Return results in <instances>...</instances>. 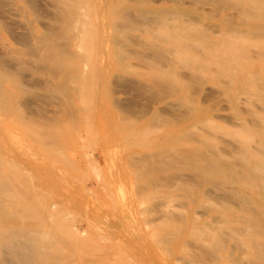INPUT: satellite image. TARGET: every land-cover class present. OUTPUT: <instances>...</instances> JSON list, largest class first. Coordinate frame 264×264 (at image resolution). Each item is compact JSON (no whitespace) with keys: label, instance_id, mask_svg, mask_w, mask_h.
Wrapping results in <instances>:
<instances>
[{"label":"rangeland","instance_id":"obj_1","mask_svg":"<svg viewBox=\"0 0 264 264\" xmlns=\"http://www.w3.org/2000/svg\"><path fill=\"white\" fill-rule=\"evenodd\" d=\"M65 1L73 2L76 5L73 9L76 13L79 11L78 15H73L76 23L71 22L73 16H69L70 26L67 21L63 22L67 10L62 0L61 5L59 0H0V57L4 59L0 60L3 64L0 63V70L8 71L2 72L5 80L0 79L3 86L0 88L7 94L6 106L2 105L9 110L0 106L3 109H0V175L7 183L5 195L0 197L4 206V210H0V233L8 236L17 229L35 234L48 231L50 236L47 238L37 235L38 239L49 243L44 245L47 256L38 264H264V258L255 252V243L264 244V197L255 183L241 174L246 165L245 154L250 162L254 154L263 151L260 139H264V28L254 29L253 24L257 22L244 20L241 14L234 13V9H221L215 14L210 4L200 6L190 0H182L181 4L173 0ZM84 1H90V4ZM110 7L112 11H109ZM124 9L134 10L132 13L135 16L138 13L137 17L139 12L147 9L178 10L180 13L198 9L200 23L189 19L188 15L182 20L179 14L171 13L175 19L161 14L162 22H158L164 23L167 18V24H177V32L171 30L174 28L171 24V32L167 33L168 29L161 23V27L155 22V26L149 28L137 18V24H143L147 30L133 28L130 31L123 25L127 22L120 24L124 19H118ZM111 12L120 17L111 20ZM229 12L234 13L233 17L236 14L234 24L230 26L231 34L225 33L229 26L222 18ZM79 18H83L82 21L79 22ZM187 20L191 24L194 22L193 25L195 22L200 24L194 25L198 28H192L198 33L204 25L209 29L210 24H217L220 31L216 27L209 32L206 30L209 35L212 33L211 37L205 33L209 39L216 40L212 43L215 45H206L204 33L202 38L198 33L195 39L187 38L186 31L190 32L193 26L187 25ZM181 21L190 28L186 30ZM258 23L264 25L262 20ZM64 24L66 28H63ZM88 24L92 28L87 27ZM239 24L243 31L241 36ZM152 27L156 32L160 27L158 35ZM118 28L121 32L117 33ZM163 28L167 30L163 31ZM83 29L86 34L82 33ZM86 29H91L92 36ZM251 31H257L254 34L257 37L251 36ZM172 32L177 35L184 32L183 38L174 42L175 35L176 39L169 42L170 37H174V34L168 35ZM181 41L187 44V50L182 49L184 46L179 48L183 45ZM146 43L151 45L150 48H144ZM46 49L52 53L49 55ZM60 51H67V56ZM243 52H247L246 56ZM51 54L54 56L50 58ZM204 55L208 57L203 58L205 61L213 56L216 63L210 59L212 65L209 60L205 65L202 63ZM224 56H232L237 62L233 58L236 63L232 64L231 60V64L225 60L223 63ZM163 58L171 59L172 63ZM163 60L169 64L166 66ZM14 71H18L15 76L23 73L19 74L23 81L19 75L12 77L13 73L10 77L8 73ZM225 71L233 74L227 75ZM51 73L56 77L53 78ZM68 73L72 78L67 77ZM63 76L62 81L69 79L63 82L69 87L61 83ZM10 79L18 81L11 84ZM255 82H259V86ZM66 88L70 94L63 93ZM56 102L58 105L64 103L57 108ZM10 105L14 113L8 108ZM63 105L70 109L67 114L73 116L63 112L66 111ZM18 107L24 110L22 117L18 115L21 113ZM42 117L46 119L43 123ZM202 150L205 152L200 155ZM194 154L198 160L199 156H204L201 161L231 164V169H221L214 175L199 173L191 166ZM146 159L152 160L153 164ZM163 159L165 164L157 163ZM170 163L176 167L172 168ZM152 165L154 169H151ZM163 166L165 169L162 170ZM137 170L140 174L146 171L145 176L140 177ZM159 179L164 184L167 182L166 185ZM147 180L149 183H145ZM228 233H232L234 239L227 237ZM209 248L214 249V256L206 252Z\"/></svg>","mask_w":264,"mask_h":264},{"label":"bare ground","instance_id":"obj_2","mask_svg":"<svg viewBox=\"0 0 264 264\" xmlns=\"http://www.w3.org/2000/svg\"><path fill=\"white\" fill-rule=\"evenodd\" d=\"M69 1V0H68ZM76 1V0H75ZM91 1V0H90ZM90 1H89V3L87 2V1H84L85 3L87 2L88 4H90ZM132 1H134V0H132ZM149 1V0H148ZM153 1V0H152ZM163 1V0H162ZM167 1V0H166ZM169 1V0H168ZM171 1V0H170ZM174 2H177V4H181V3H179V2H182L183 3V1L182 0H173ZM190 1H192L193 2V4L194 3H196V4H201L200 6H204L205 4H210L211 5V11L213 10V13L215 12V14H216V12H221V9H225V10H227V9H234V13H237V14H241V16L243 17V19L244 20H254L255 22H257V23H254L253 24V28L254 29H262V28H264V25H261V24H259L258 22L259 21H264V0H190ZM1 2H3V1H1ZM62 2L63 3H66V1L64 0H62ZM70 2V1H69ZM69 2H67L66 4H64L65 6L64 7H66L65 9L67 10V14L65 13L66 11H64V20H65V17H66V20L65 21H63V22H66L67 21V23L70 21V17L69 16H73V15H75L76 16V14L78 15V12L79 11H77V13H76V9L74 10L73 8V6H76L75 4L73 5V2H70V4H69ZM156 2V1H155ZM154 2V3H155ZM187 2V1H186ZM26 3V2H25ZM59 3H60V0H59ZM59 3H58V5H59ZM63 3H62V5H63ZM72 3V4H71ZM75 3V2H74ZM95 3V2H94ZM102 3V2H101ZM127 3V2H126ZM191 3V2H190ZM189 3V4H190ZM7 4V3H6ZM38 4V3H37ZM41 4V3H40ZM158 4V3H157ZM192 4V5H193ZM2 5V4H1ZM55 5H56V2H55ZM60 5H61V3H60ZM6 6H8V5H6ZM79 6V5H78ZM111 7H112V5H110ZM110 7V8H111ZM79 8V7H78ZM113 9H114V7H112ZM111 8V10H109V11H112L113 9ZM61 9H62V12H63V6L61 7ZM81 9V8H80ZM118 9H120V8H118ZM113 11H115V9L113 10ZM132 11L134 12V10H132L131 9V11H130V9L129 10H127V9H124L123 11H121L122 13H121V18H118V17H120L119 15H116V16H114V13H112L111 14V20H113V17H116V18H118V19H121L120 21H122L123 19V21L120 23V24H122V23H125L124 21H126L127 22V24H126V26H125V24H123L124 25V27H126V28H129V30L130 31H132L133 30V28H134V30H135V28L136 29H138V30H140L141 31V29L142 28H145V26L147 27H151V26H153L154 25V23L156 22V24H157V22L159 21V20H161L162 19V17H160L161 16V14L163 15H165V14H168V15H170V16H166L168 19H175L176 17H172L171 16V13H175V14H179L180 16H181V19L182 18H187V15H188V17H189V19H191V20H193V21H197L198 23H200L199 21H198V19H199V17L197 16L198 14V9L197 10H194V11H190V12H187V13H180V12H178V10H167V9H157V10H155V9H147V10H144V11H142V12H139L140 13V18L139 17H137L139 14L138 13H136L137 15L135 16V13H132ZM138 11H140V10H138ZM10 12V11H9ZM8 12V13H9ZM12 12V11H11ZM59 12H61V10H59ZM206 12H208V11H206ZM2 13V12H1ZM7 13V14H8ZM58 13V12H57ZM85 13V12H84ZM86 13H87V10H86ZM117 13V12H116ZM170 13V14H169ZM212 13V14H213ZM234 13H226V14H224V16L222 17L223 18V20L226 22V26H229V29L227 30L226 29V31H225V33H227V31H229L228 33H230L231 32V29H230V26H232L233 24H234V19H235V17H236V14H235V16L233 17V14ZM4 14V13H3ZM18 14V13H17ZM61 14V13H60ZM59 14V15H60ZM63 14V13H62ZM120 14V13H119ZM195 14V15H194ZM210 14V13H209ZM215 14L213 15V16H215ZM113 15V16H112ZM173 15V14H172ZM218 15V14H217ZM216 15V16H217ZM14 16H16V15H14ZM13 16V17H14ZM174 16V15H173ZM197 16V17H196ZM211 16V15H210ZM240 16V19H242V17ZM1 17H3V16H1ZM17 17V16H16ZM58 17H60L61 19H62V17H63V15H62V17L61 16H58ZM78 17H80V15L78 16ZM86 17V16H85ZM124 17V18H123ZM164 17V16H163ZM171 17V18H170ZM81 18V17H80ZM79 18V22H80V20L82 21V19H80ZM135 18H137L138 19V21H142V23H144V24H149L150 25V23L151 22H153V24H151L150 26L149 25H143L142 24V26L141 25H138L137 24V19H135ZM161 18V19H160ZM166 18V21H164V23H161L162 22V20H161V24L158 22V24L157 25H161L162 27L163 26H165L167 29H168V32L167 33H170L171 32V30L172 31H176L177 30V28L175 29V27H176V23L174 22H172L173 24H176V25H174V26H172V24L171 23H169V24H171L170 26H172V28L173 29H171L170 30V32H169V24H167L169 21H167L168 19ZM185 18V19H186ZM57 19V18H56ZM69 19V20H68ZM76 18L73 16V20L71 19V22L73 21V23L75 22L74 20H75ZM97 20H98V17L96 18ZM117 19V20H118ZM140 19V20H139ZM242 19V20H243ZM3 20V19H2ZM58 20V19H57ZM115 20V19H114ZM117 20H116V22H117ZM183 20V19H182ZM222 20V21H223ZM244 20H243V22H244ZM77 21H78V19H77ZM104 21V20H103ZM119 21V20H118ZM185 21V20H184ZM188 21V23H187V25H189L190 24V26H192L193 25V23L191 24V21H189V20H187ZM223 21V22H224ZM1 22V21H0ZM5 22V20L3 21V23ZM10 22V21H9ZM60 22V21H59ZM62 22V23H63ZM70 22V23H71ZM116 22L114 21V23H115V25H116ZM167 22V23H166ZM171 22V21H170ZM182 22V25H185V23H183V21H181ZM186 22V21H185ZM190 22V23H189ZM197 22H195L196 24H197ZM67 23H65V24H67ZM76 23V22H75ZM82 23V22H81ZM85 23H87V22H85ZM88 23H91V22H88ZM93 23V22H92ZM92 23H91V25H92ZM113 23V24H114ZM165 23H166V25H165ZM205 23V22H204ZM58 24V23H57ZM64 24V25H65ZM112 24V25H113ZM137 24V25H136ZM196 24H194V25H196ZM205 24H208V23H205ZM240 24H241V22H240ZM240 24L238 25V27L240 26ZM67 25H69V23L67 24ZM67 25H65V27L63 26V28H66V26ZM76 25V24H75ZM86 25V24H85ZM89 25V24H88ZM91 25H89V26H87V27H90ZM119 25V22H117V26ZM129 25V26H128ZM157 25H156V27H157ZM168 25V26H167ZM187 25H185L184 27H186ZM194 25L191 27V29L194 27ZM198 25V24H197ZM200 25V24H199ZM198 25V26H199ZM202 25V24H201ZM204 25V24H203ZM252 25V24H251ZM3 26V25H2ZM8 26V25H7ZM58 26V25H57ZM70 26V25H69ZM117 26H116V28H117ZM122 25H120V27H121ZM138 26V27H137ZM140 26H141V28H140ZM144 26V27H143ZM155 26V25H154ZM160 26V27H161ZM198 26H195L194 28H198ZM208 26V25H207ZM219 26V25H218ZM225 26V27H226ZM76 27V26H75ZM95 27V26H94ZM93 27V28H94ZM123 27V28H124ZM160 27H158L159 28V30H160ZM178 27V26H177ZM183 27V28H184ZM216 27V28H215ZM233 27H235V26H233ZM4 28H6V27H4ZM8 28H9V26H8ZM24 28H25V26H24ZM74 28V27H73ZM84 28V27H83ZM86 28V27H85ZM90 28H92V26L90 27ZM99 28V27H98ZM125 28V29H126ZM140 28V29H139ZM153 28V27H152ZM179 28V27H178ZM182 28V29H183ZM187 28V29H186ZM186 28H184V29H186V30H188V28H190L189 26L188 27H186ZM204 28H205V25H204V27H203V30H204ZM208 28L209 29H207V27L205 28V32L203 31V30H200L199 31V33L195 30V29H192V30H190V32L189 31H186V35L187 36H189V37H187V38H194L195 39V36H196V33H198L199 35H200V38H202L201 36H203V33H204V36H203V38H204V41H206V42H208V43H206V45L208 44V46H210L212 43H213V41L214 40H211V38L209 39V37H208V32H209V30H214V28L215 29H217L218 28V31H220V27H217V24H213V25H209L208 26ZM76 29V28H75ZM104 29V28H103ZM113 29H114V27H113ZM121 29H122V27H121ZM132 29V30H131ZM146 29V28H145ZM167 29H165V28H163L162 30L164 31V30H167ZM5 30V29H4ZM54 30H55V28H54ZM88 32H90L91 31V29H86ZM96 30V29H95ZM119 30V28L117 29V33L118 32H121V31H118ZM128 30V29H127ZM147 30V29H146ZM148 30H150V29H148ZM153 30H155L154 28H153ZM159 30H157V32H159ZM162 30H161V33H162ZM198 30V29H197ZM206 30L208 31V32H206ZM236 29L235 28H232V31H235ZM73 31H74V29H73ZM92 31H94V30H92ZM105 31V30H104ZM113 31H116V30H113ZM126 31V30H125ZM143 31V30H142ZM178 31V30H177ZM176 31V32H177ZM182 31H184L185 32V30H182ZM202 31V32H201ZM216 31V30H215ZM237 31V30H236ZM238 31L240 32L239 34H240V36L243 34V33H241V32H243L242 31V29L239 27V29H238ZM255 31V30H254ZM254 31H251L252 32V34H250L251 36L253 35V37L255 38V37H257V36H254V34L255 33H257V31L256 32H254ZM260 31V30H259ZM80 32V31H79ZM94 32H96V31H94ZM148 32H150L151 34H152V31H148ZM154 32H156V30L154 31ZM157 32H156V34H157ZM176 32L174 33V32H172L171 34H168V35H170V36H172L173 34H174V37L172 38V37H170V41L169 42H171V40H173V39H176V36H177V39L176 40H173L174 42L176 41H178L179 39H180V37H182L183 38V34L182 33H184V32H180L178 35H180V36H178L177 34H176ZM191 34V37H190V34ZM212 32V31H211ZM250 32V33H251ZM78 33V32H77ZM83 34H86V33H84V29H83V32H82ZM91 33V32H90ZM160 33V34H161ZM166 33V32H165ZM192 33H195V35L194 34H192ZM202 35H201V34ZM205 33L206 34H208V35H205ZM26 34V33H25ZM53 34V33H52ZM66 34V33H65ZM68 34H70V33H68ZM72 34V33H71ZM87 34H89V33H87ZM96 34H98V33H96ZM95 33L93 34V35H96ZM122 35H123V33H121ZM129 34V33H128ZM132 34V33H131ZM182 34V35H181ZM211 34L212 33H210V37H211ZM214 34H216V33H214ZM231 34V33H230ZM259 34V33H258ZM257 34V35H258ZM58 35V34H57ZM158 35V34H157ZM176 35V36H175ZM193 35V36H192ZM217 35H218V33H217ZM247 35V34H246ZM248 35H249V33H248ZM259 35H261V34H259ZM258 35V36H259ZM10 36V35H9ZM55 36V35H54ZM91 36H92V33H91ZM198 36V35H197ZM205 36H207V37H205ZM81 37V36H80ZM98 37V36H97ZM122 37V36H121ZM120 37V38H121ZM164 37V36H163ZM199 37V36H198ZM234 37V36H233ZM247 37V36H246ZM253 37H251L252 39H253ZM259 37H263V35L262 36H259ZM44 38V37H43ZM71 38V37H70ZM83 38V37H82ZM89 38V37H88ZM92 38V37H91ZM151 38V37H150ZM161 38H162V36H161ZM199 38V39H200ZM205 38H207L206 40H205ZM46 39V38H45ZM48 39V38H47ZM46 39V40H47ZM68 39V38H67ZM93 39V38H92ZM95 39V38H94ZM124 39V38H123ZM127 39H128V37H127ZM163 39V38H162ZM197 39V38H196ZM216 39V38H215ZM264 39V38H263ZM263 39H261L260 40V43L262 42V40ZM45 40V41H46ZM49 40V39H48ZM120 40V39H119ZM135 40V39H134ZM152 40H153V38H152ZM190 40H192V39H190ZM189 40V41H190ZM211 40V41H210ZM219 40V39H218ZM225 40V39H224ZM238 40V39H237ZM255 40V39H254ZM43 41V40H42ZM41 41V42H42ZM137 41V40H136ZM167 41V40H166ZM172 41V42H173ZM203 41V42H204ZM216 41V40H215ZM214 41V42H215ZM244 41L245 40H243V44H244ZM247 41H248V39H247ZM251 41V40H250ZM49 42V41H48ZM117 42V41H116ZM128 42V41H127ZM157 42V41H156ZM163 42H165L164 40H163ZM182 42V41H181ZM180 42V43H181ZM222 42V40L220 41V43ZM59 43L60 42H58V45H59ZM64 43V42H63ZM63 43H62V45H63ZM166 43V42H165ZM199 43H200V40H199ZM201 43H202V41H201ZM204 43V44H205ZM216 43V42H215ZM20 44V43H19ZM65 44V43H64ZM77 44H79V43H77ZM85 44V43H84ZM83 44V45H84ZM88 44V43H87ZM86 44V45H87ZM130 44V43H129ZM143 43H141V45H142ZM167 44H168V41H167ZM176 44H178L179 45V42L178 43H176ZM182 44L183 45H181L180 44V49H181V47L182 46H184V47H182V49H184V50H187L186 48L188 47H186V45H185V43H183L182 42ZM219 44V43H218ZM218 44H217V46H218ZM26 45H27V43H26ZM45 45H46V43H45ZM61 45V47H63ZM80 45H82V43L80 44ZM80 45H78V46H80ZM115 45V44H114ZM125 45V44H124ZM123 45V46H124ZM139 45V44H138ZM141 45H139V46H141ZM146 45H147V43H146ZM145 45V47L144 48H146V47H149V46H151V45H147L146 46ZM159 46L161 45V44H158ZM191 45V44H190ZM189 45V46H190ZM195 45V44H194ZM194 45H191V47H193ZM213 45V44H212ZM215 45V44H214ZM213 45V46H214ZM221 44H219V46H220ZM244 45H246V44H244ZM249 45V44H248ZM247 45V46H248ZM24 46V45H23ZM47 46V45H46ZM91 46V45H90ZM126 46V45H125ZM128 46V45H127ZM126 46V47H127ZM143 46H144V44H143ZM169 46V45H168ZM171 47L172 46H174V45H170ZM196 46V45H195ZM204 46V45H203ZM240 46V45H239ZM252 46V45H251ZM30 47H32V46H30ZM56 47V46H55ZM60 47V46H59ZM80 47H82V46H80ZM118 47V46H117ZM121 47V46H120ZM137 47V46H136ZM186 47V48H185ZM198 47H200V45L198 46ZM206 47V46H205ZM259 47V46H258ZM50 48V47H49ZM58 48V47H57ZM64 48V47H63ZM77 48V47H76ZM89 48V47H88ZM92 48H94V47H91V49ZM150 48V47H149ZM159 48V47H158ZM163 48V47H162ZM174 48V47H173ZM178 48V49H179ZM195 48V47H194ZM202 48V47H201ZM213 48H215V47H213ZM213 48H212V50H213ZM243 48V47H242ZM246 48H248V47H245L244 48V50H247ZM27 49V48H26ZM25 49V50H26ZM31 49V48H30ZM82 49H84V46H83V48ZM86 49V48H85ZM90 49V51H93V50H91ZM137 49V48H136ZM148 49V48H147ZM146 49V50H147ZM192 49V48H191ZM208 49V48H207ZM209 49H211L210 47H209ZM218 49V48H217ZM241 49V48H240ZM29 50V49H28ZM46 50H48V52H49V55H50V52L51 51H49V49H46ZM64 50V49H63ZM63 50H61V51H63ZM96 50V49H95ZM143 50V49H142ZM150 50H154V49H150ZM161 50V49H160ZM195 49H193V51H194ZM231 50V49H230ZM243 50V49H242ZM254 50V49H253ZM8 51V50H7ZM6 51V52H7ZM10 51H12L11 50V48H10ZM60 51V52H61ZM65 51V50H64ZM86 51V50H85ZM98 51V50H97ZM149 51V50H148ZM198 51V50H197ZM209 51L210 50H208V53H209ZM16 52V51H15ZM26 52V51H25ZM29 52V51H28ZM27 52V53H28ZM45 52V51H44ZM67 52V51H66ZM66 52H61V53H63L64 55H65V53ZM116 52V51H115ZM155 52V51H154ZM163 52V51H162ZM162 52H159V53H162ZM176 52H179V51H176ZM181 52H182V50H181ZM191 52V51H190ZM205 51H203V53H204ZM207 52V51H206ZM228 52H230V51H228ZM261 52V51H260ZM10 53H12V52H10ZM26 53V54H27ZM30 53V52H29ZM33 53V52H32ZM36 53V52H35ZM52 53V52H51ZM94 53V52H93ZM92 52H91V54H93ZM151 53V52H150ZM164 53V52H163ZM166 53V52H165ZM164 53V54H165ZM182 53H184V52H182ZM194 53H195V51H194ZM198 53H200V52H198ZM211 53V52H210ZM235 53V52H234ZM239 53L241 54L242 53V51L240 52L239 51ZM245 52H243V54H244ZM247 53V52H246ZM246 53H245V56H246ZM252 53V52H251ZM15 54V53H14ZM13 54V55H14ZM17 54V53H16ZM21 54V53H20ZM39 54V53H38ZM69 54H71V53H68V55ZM75 54V53H74ZM169 54V53H168ZM167 54V55H168ZM195 54H197V53H195ZM6 55H8L7 53H6ZM24 55V54H23ZM28 55V54H27ZM52 55L53 54H51V56H49L50 58L52 57ZM85 55V54H84ZM83 55V56H84ZM162 55V54H161ZM161 55H159V56H161ZM194 55V54H193ZM200 54H198L197 56H199ZM205 55H206V53H205ZM205 55L202 57V63H204L205 65H206V62H207V64H209V61H210V59H208L207 61H205L204 59L207 57H205ZM209 55V54H208ZM229 55H232V52H231V54H229ZM229 55H226V56H229ZM250 55H252V54H250ZM5 56V55H4ZM29 56H33V55H29ZM35 56V55H34ZM48 56V55H47ZM54 56V55H53ZM60 56H61V54H60ZM63 56V55H62ZM67 56V53H66V55H65V57ZM72 56L74 57V55H73V53H72ZM92 56V55H91ZM90 56V57H91ZM121 56V55H120ZM134 56V55H133ZM157 56V55H156ZM163 56V55H162ZM165 56V55H164ZM212 56V55H211ZM237 56H238V54H237ZM240 56V55H239ZM242 56V55H241ZM82 57V56H81ZM118 57V56H117ZM122 57V56H121ZM178 57V56H177ZM184 57V56H183ZM225 57V56H224ZM222 58L223 59V63L225 62V61H229L228 63L229 64H231L230 63V60L233 62L232 64H234V62L236 61L237 62V59L236 58H234V57H232V56H230V57H225V58ZM1 58V57H0ZM28 58V57H27ZM36 58V57H35ZM70 58H71V56H70ZM70 58H68V59H70ZM85 58H87V57H85ZM137 58V57H136ZM185 58V57H184ZM204 58V59H203ZM208 58V57H207ZM206 58V59H207ZM234 58V60H232ZM242 58V57H241ZM7 59V58H6ZM22 59V58H21ZM60 59V58H59ZM138 59V58H137ZM162 59V58H161ZM164 60H165V58H163ZM167 59V58H166ZM183 59V58H182ZM200 59V58H199ZM215 58H213V56H212V59H211V61L213 62V60H214ZM222 59H220L221 61H222ZM240 59V58H239ZM0 60H4L3 59V57L0 59ZM9 60V59H8ZM90 60V59H89ZM88 60V61H89ZM120 60V59H119ZM126 60V59H125ZM163 60V61H164ZM168 60V59H167ZM167 60H165V61H167ZM185 60V59H184ZM186 60H187V58H186ZM189 60V59H188ZM225 60V61H224ZM13 61V60H12ZM19 61H21V60H19ZM47 61V60H46ZM60 61H62V59L60 60ZM161 61V60H160ZM164 61V62H165ZM170 63H172L171 62V59L170 60H168ZM203 61H205V62H203ZM210 61V65H212L211 62ZM3 63H4V61H2ZM8 62V61H7ZM10 62V61H9ZM24 62V61H23ZM23 62H20V63H23ZM95 62V61H94ZM159 62V61H158ZM169 62H167L168 64H169ZM180 62H182L183 63V60H181L180 59ZM190 62V61H189ZM220 62V61H219ZM235 62V63H236ZM247 62V61H246ZM1 63V62H0ZM28 63V62H27ZM30 63V62H29ZM161 63V62H160ZM166 63V62H165ZM167 63H166V66H167ZM184 63H186V62H184ZM200 63H201V61H200ZM199 62H198V64L199 65H201ZM214 64L216 63V60H215V62H213ZM228 63H226V64H228ZM242 63V62H241ZM244 63V62H243ZM2 64V63H1ZM1 64H0V66H1ZM31 64H32V62H31ZM44 64V63H43ZM220 63H218V64H216V66L217 65H219ZM225 64V65H226ZM237 64H239V63H237ZM248 64V63H247ZM3 65V64H2ZM65 65V64H64ZM77 65V64H76ZM242 65H244V64H241V66ZM7 66V65H6ZM28 66H29V64H28ZM39 66V65H38ZM175 66V65H174ZM173 66V67H174ZM224 66V65H223ZM222 66V67H223ZM227 66H229V65H227ZM40 67V66H39ZM47 67V66H46ZM45 67V68H46ZM182 67H184V66H182ZM181 67V68H182ZM186 67V66H185ZM195 67H197V66H195ZM215 67V65L213 66V68ZM244 67V66H243ZM206 69H207V66L205 67ZM212 68V67H211ZM229 69H230V67H228ZM231 68H234L233 66L231 67ZM237 68H238V66H237ZM1 69V68H0ZM34 69V68H33ZM40 69H42V68H40ZM68 69V68H67ZM93 69V68H92ZM157 69V68H156ZM195 69V68H194ZM209 69V68H208ZM235 69V71H236V68H234ZM233 69V70H234ZM8 70V69H7ZM25 70H26V68H25ZM84 70V69H83ZM101 70V69H100ZM150 70V69H149ZM165 70V69H164ZM199 70V69H198ZM211 70V69H210ZM227 70V69H226ZM232 70V71H233ZM237 70H239V69H237ZM3 71H6V69H4L3 70V68H2V71L0 70V79H1V81L2 82H4V80H5V73L3 74V76H2V72ZM16 71V70H15ZM15 71L14 72H9L8 74L10 75L11 73H13V74H11L12 75V77L14 76V78L16 77L17 78V76L19 75V74H21V72L18 74V75H14V73H15ZM28 71V70H27ZM38 71V70H37ZM92 71V70H91ZM142 71V70H141ZM212 71V70H211ZM228 71V70H227ZM227 71H225V73L227 74ZM230 71V70H229ZM6 72H8V71H6ZM18 72V71H17ZM17 72L15 73V74H17ZM29 72V71H28ZM49 72H50V70H49ZM52 72V71H51ZM84 72V71H83ZM129 72V71H128ZM134 72V71H133ZM198 72V71H197ZM52 73H54V71L52 72ZM52 73H51V75H52ZM85 73V72H84ZM87 73V72H86ZM89 73V72H88ZM87 73V74H88ZM141 73V72H140ZM169 73V72H168ZM199 73V72H198ZM216 73H218V72H216ZM231 73V75L233 74L232 72H228V74L227 75H229ZM8 74L6 73V75L8 76ZM23 74V73H22ZM21 74V75H22ZM30 74H32V73H30ZM45 74V73H44ZM56 74V73H55ZM64 74V73H63ZM69 74H71V73H68V76L67 77H69ZM194 74V73H193ZM11 75H10V77H11ZM65 75V77H66V75L67 74H64ZM73 75L75 76V75H77V74H74L73 73ZM84 75V74H83ZM161 75V74H160ZM166 75V74H165ZM174 75H175V73H174ZM200 75V74H199ZM25 76V75H24ZM46 76V75H45ZM96 76V75H95ZM161 76H163V74L161 75ZM3 77H4V79H3ZM9 77V76H8ZM52 77H53V75H52ZM56 77V76H55ZM55 77H53V78H55ZM64 76L63 77H61V83L63 84V82L65 81V80H67L68 78H66L64 81H62L63 79L62 78H65ZM164 77V76H163ZM167 77H168V75H167ZM175 77V76H174ZM69 78H72V77H69ZM169 78H170V75H169ZM172 78V77H171ZM170 78V80H172ZM198 78V77H197ZM19 79H21V76L19 75ZM22 79H24V78H22ZM21 79V80H22ZM75 79V78H74ZM82 79V78H81ZM94 79V78H93ZM152 79V78H151ZM160 79V78H159ZM196 79V78H195ZM200 79H201V77H200ZM11 80V79H10ZM32 80V79H31ZM154 80V79H153ZM166 80V79H165ZM164 80V81H165ZM194 80V79H193ZM1 81H0V83H1ZM18 81V80H17ZM17 81H13V82H17ZM20 81V80H19ZM23 81V80H22ZM26 81V80H25ZM24 81V82H25ZM68 81H69V79H68ZM82 81V80H81ZM161 81H163L162 79H161ZM173 81V80H172ZM197 81H198V79H197ZM251 81H252V79H251ZM250 80H249V82H251ZM11 82V84L13 83L12 82V80L10 81ZM34 82V81H33ZM43 82H46V81H43ZM175 82V81H174ZM226 82V81H225ZM230 82V81H229ZM228 82V83H229ZM247 82V81H246ZM28 83V82H27ZM196 83V82H195ZM224 83V82H223ZM255 83H257V85L259 86V82H255ZM255 83H253V84H255ZM14 84V83H13ZM33 84V83H32ZM61 84V86L60 87H62L63 85H65L66 86V84H63L62 85ZM91 84V83H90ZM166 84V83H165ZM226 84V83H225ZM264 84V83H263ZM29 85V84H28ZM40 85V84H39ZM48 85V84H47ZM58 85H60V84H58ZM168 85V84H167ZM172 85V84H171ZM176 85H177V83H176ZM261 85V84H260ZM1 86V85H0ZM19 86V88L21 87V88H23L22 86H20V85H18ZM26 86V85H25ZM25 86H24V88H25ZM27 87V86H26ZM30 87V86H29ZM40 87V86H39ZM66 87H69L68 86V84H67V86ZM85 87V86H84ZM83 87V88H84ZM255 87V86H254ZM262 87V86H261ZM1 88H3V86H1ZM0 88V106L1 107H3V109L5 108L4 106H6L5 105V103H6V99L7 98H5V94H6V92H4V90L3 89H1ZM20 88V89H21ZM28 88V87H27ZM36 88L37 87H35V90H36ZM90 88V87H89ZM168 88H170V87H168ZM61 89V88H60ZM58 90L59 92H61V90ZM64 89H65V87H64ZM64 89H63V93H68V94H70L69 92H68V90H67V88H66V90L67 91H65L64 92ZM87 89V88H86ZM32 90V89H31ZM34 90V91H35ZM41 90V89H40ZM40 90H38V91H40ZM247 90V89H246ZM7 91V90H6ZM37 91V92H38ZM42 91H43V89H42ZM76 91V90H75ZM90 91V90H89ZM221 91V90H220ZM22 92H23V90H22ZM46 92V91H45ZM52 92V91H51ZM92 92V91H91ZM175 92V91H174ZM36 93V92H35ZM34 93V94H35ZM39 94H40V92H38ZM76 93V92H75ZM83 93V92H82ZM82 93H81V96H82ZM85 93V92H84ZM221 93V92H220ZM33 94V95H34ZM37 94V93H36ZM38 94V95H39ZM44 94V93H43ZM47 94V93H46ZM52 94V93H51ZM56 94V93H55ZM7 95V94H6ZM22 94H20L19 95V97L21 96ZM27 95V94H26ZM25 95V96H26ZM63 95V94H62ZM67 95V94H66ZM249 96H250V94H248ZM30 96V95H29ZM53 96V95H52ZM55 96V95H54ZM63 96H65V95H63ZM2 97H4V98H2ZM7 97V96H6ZM24 97V96H23ZM22 97V98H23ZM41 97V96H40ZM61 97V96H60ZM66 97V96H65ZM65 97H63V98H65ZM67 97H69V95L67 96ZM84 97V96H83ZM16 98H18L17 96H16ZM50 98V97H49ZM78 98H79V96H78ZM2 99H4V100H2ZM62 99V98H61ZM43 100V99H42ZM66 100V99H65ZM65 100H63V101H65ZM80 100V99H79ZM84 100H85V98H84ZM91 100V99H90ZM246 100V99H245ZM2 101H4V102H2ZM13 101V100H12ZM40 101V100H39ZM61 102V101H60ZM69 102V101H68ZM52 103V102H51ZM55 103V102H54ZM64 103V102H63ZM63 103H61V104H63ZM66 103V102H65ZM70 103V102H69ZM4 106H3V105ZM7 104H8V102H7ZM10 104H12V107H13V109H14V106H13V103L11 102ZM40 104H42V103H40ZM56 104H57V108H58V106H61V104L60 105H58V103L56 102ZM39 105V104H38ZM45 105V104H44ZM47 105V104H46ZM54 105V104H53ZM81 105V104H80ZM88 105V104H87ZM238 105V104H237ZM28 106V105H27ZM51 106V105H50ZM64 106V105H63ZM65 106H68V103H67V105H65ZM65 106H64V108H65ZM70 106V105H69ZM84 106V105H83ZM86 106V105H85ZM1 107H0V109H1ZM12 107H11V105L8 107L9 109H11V111H12ZM20 107L22 108V106L20 105ZM29 107V106H28ZM27 107V108H28ZM19 108V107H18ZM21 108H19V110H20V112H19V110L17 109L16 111H18V113H20V114H18V115H20V117H22L21 116V114H22V111H24L23 109H21ZM37 108V107H36ZM63 108V109H64ZM3 109H1V111L3 110ZM7 109V107L4 109L5 111H9L8 109ZM47 109V108H46ZM60 109V108H59ZM62 109V108H61ZM68 108H65V110L66 111H63V112H66V114L69 112V110H67ZM244 110V109H243ZM25 111H27L26 109H25ZM59 111V110H58ZM57 111V112H58ZM68 111V112H67ZM13 113H14V111H12ZM29 112V111H28ZM52 112V111H51ZM54 113V112H53ZM24 114H26V112L24 113ZM46 114H47V112H46ZM51 114V113H50ZM65 114V113H64ZM65 114V115H66ZM69 114V113H68ZM67 114V116H69V117H71V116H73V115H68ZM51 116H53V115H51ZM67 116H65L66 118H67ZM16 117V116H15ZM32 117V116H31ZM35 117H37V116H35ZM47 116H45V118H46ZM55 117V116H54ZM62 117V116H61ZM64 117V118H65ZM190 117V116H189ZM19 118V117H18ZM24 118V117H23ZM45 118H43L42 117V123L44 122L43 120L45 119ZM56 118V117H55ZM178 118V117H177ZM176 118V119H177ZM11 119H13V118H11ZM34 119V118H33ZM37 119H38V117H37ZM50 119V118H49ZM57 119H60V118H57ZM255 119V118H254ZM46 120V119H45ZM48 120V119H47ZM62 120H63V117H62ZM65 120V119H64ZM139 120V119H138ZM50 121H52V120H50ZM73 121V120H72ZM130 120H128L127 122H129ZM135 121V120H134ZM177 121V120H176ZM256 121V120H255ZM41 122V121H40ZM39 122V123H40ZM47 121H45V123H46ZM54 122V121H53ZM157 122H158V120H157ZM33 123V122H32ZM41 123V124H42ZM131 123H132V121H131ZM163 123V122H162ZM37 124V123H36ZM47 124V126H48V123H46ZM46 124H44V125H46ZM159 124V123H158ZM33 125V124H32ZM39 125V124H38ZM87 125V124H86ZM126 125V124H125ZM127 126H128V123H127ZM134 126V125H133ZM255 126H257V125H255ZM31 127V126H30ZM38 127V126H37ZM44 127H46V126H44ZM199 127V126H198ZM217 127V126H216ZM134 128V127H133ZM205 128V127H204ZM208 128V127H207ZM38 129V128H37ZM46 129H48V128H46ZM195 129V128H194ZM198 129V128H197ZM258 129V128H257ZM40 130V129H39ZM125 130V129H124ZM133 130V129H132ZM147 130V129H146ZM208 131V130H207ZM257 131V130H256ZM45 132V131H44ZM151 133V132H150ZM189 133V132H188ZM149 134V133H148ZM40 135H41V133H40ZM44 135V134H43ZM42 135V136H43ZM48 135V134H47ZM134 135H136V134H134ZM223 135V134H222ZM29 136H31V135H29ZM39 136V135H38ZM130 136V135H129ZM193 136V135H192ZM211 136V135H210ZM189 137H190V134H189ZM48 138V137H47ZM129 138V137H128ZM147 138V137H146ZM192 138V137H191ZM41 139V138H40ZM49 139H51V137L49 138ZM255 139V138H254ZM124 141H126V139H123ZM261 140V142H262V144H263V146L261 147V149L263 150V151H258L256 154H254V158H253V160L252 161H248L247 160V155L245 154V157H243V158H245L244 160H246L245 161V163H246V165L245 166H243L242 168H243V173H241L242 174V176L245 178V179H247V180H251L253 183H255V185L260 189V191H261V193H260V195L261 196H263L264 197V139H260ZM203 141V140H202ZM201 141V142H202ZM225 142V141H224ZM255 142H256V140H255ZM55 143H57L56 141H55ZM143 143V142H142ZM50 145H51V143H49ZM148 144V143H147ZM140 145H142V144H140ZM150 145V144H149ZM138 147V146H137ZM205 147V146H204ZM51 148V147H50ZM53 148H55V147H53ZM173 149V148H172ZM162 150V149H161ZM180 150V149H179ZM215 150V149H214ZM187 151V150H186ZM186 151H185V153H186ZM207 151V150H206ZM171 152H173V151H171ZM178 152V151H177ZM203 152H205V151H203L202 150V152L200 153V155L203 153ZM210 152V151H209ZM153 153H154V151H153ZM167 153V152H166ZM191 153V152H190ZM152 154V153H151ZM172 154H174V152L172 153ZM189 154V153H188ZM205 154V153H204ZM249 154V153H248ZM62 155H64V154H62ZM190 156H191V154H189ZM188 155V156H189ZM199 155V154H198ZM203 155V154H202ZM211 155V154H210ZM249 155H251V153L249 154ZM187 156V157H188ZM197 156V155H196ZM195 156V154L193 155V157H192V159H191V157H190V159L192 160L191 161V163H192V168L194 169V170H196V171H198L199 173H201V172H208L209 174H211V175H214L215 173H218V172H220L221 171V169H224V170H229V169H231V164H222V162L221 161H201V159H203V157L202 156H199V160H198V157H196ZM150 157H151V155H150ZM63 158V157H62ZM205 158V157H204ZM169 159V158H168ZM65 160V159H64ZM138 160V159H137ZM142 160V159H141ZM134 161V160H133ZM145 161V160H144ZM147 161H150V162H152V160H148V159H146V162ZM153 161H154V163H155V159L153 158ZM164 159L163 160H161V161H158L157 163H159V164H165L164 163ZM173 161V162H172ZM171 162L172 163H174L175 164V161L174 160H172ZM225 161V160H224ZM132 162V161H131ZM166 162H168V160L166 159ZM251 162H253V163H251ZM143 163H145V162H143ZM172 163H170L171 165H172ZM148 164V163H147ZM152 164H153V162H152ZM156 164V163H155ZM167 164V163H166ZM169 164V167L171 166ZM184 164V163H183ZM142 165V164H141ZM149 165H151V164H149ZM224 165V166H223ZM241 165V164H240ZM19 166V165H18ZM139 166V165H138ZM156 166V165H155ZM145 167H146V165H145ZM145 167H143V169H145V170H149L148 169V167L150 168L151 166H148L147 167V169L145 168ZM154 166L152 165V167H151V169H154L153 168ZM156 167H158L157 169L158 170H160L159 168V166H156ZM173 167H176V166H173L172 165V168ZM189 167H190V165H189ZM19 168H20V166H19ZM163 168L165 169V167L163 166L161 169L163 170ZM156 169V168H155ZM167 169V168H166ZM137 172H138V170H137ZM140 172V171H139ZM138 172V173H139ZM142 172V171H141ZM146 171H143L142 172V174H138L139 176L141 175V176H145V173ZM151 172V171H150ZM148 173H149V171H148ZM147 173V174H148ZM156 173V172H155ZM158 173V172H157ZM28 174V173H27ZM137 174V173H136ZM151 174V173H150ZM169 175V174H168ZM167 175V176H168ZM228 175V174H227ZM140 176V177H141ZM158 176H160V174L158 175ZM162 176V175H161ZM166 176V177H167ZM170 176H172L171 174H170ZM168 178H169V176H168ZM174 178V177H173ZM182 178H184V177H182ZM140 179V178H139ZM150 179V178H149ZM161 180H163V178L161 177L160 178ZM159 179V182L161 181ZM165 179V178H164ZM167 180V179H166ZM188 180V179H187ZM150 181V180H149ZM149 181L147 180V181H145V183H149ZM157 181H158V179H157ZM156 180H155V182H157ZM170 181V180H169ZM175 182V181H174ZM154 183V182H153ZM153 183H150V184H153ZM160 183H163V182H160ZM159 183V184H160ZM167 183V182H166ZM166 183L164 184V185H166ZM171 183H172V181H171ZM171 183H168V185L169 184H171ZM180 183V182H179ZM6 182L4 181V177L2 176V175H0V197H2L3 195H5L4 194V192H5V190H6ZM141 184V183H140ZM143 184V183H142ZM181 184V183H180ZM144 185H147V184H144ZM155 185V184H154ZM143 186V185H142ZM149 186V185H148ZM151 186V185H150ZM158 186V185H157ZM157 188V187H156ZM185 189V188H184ZM186 189H187V187H186ZM145 194V193H144ZM155 194V193H154ZM179 194V193H178ZM141 195V194H140ZM146 195V194H145ZM48 196V195H47ZM153 199V198H152ZM34 200V199H33ZM157 199H155V201H156ZM245 201H246V199H245ZM36 202V201H35ZM160 202V201H159ZM157 203V202H156ZM156 203H155V205H156ZM247 203H248V201H247ZM158 204V203H157ZM158 205H160V203L158 204ZM172 208V207H171ZM4 210V206H3V203L0 201V210ZM170 209V208H169ZM168 209V210H169ZM176 209V208H175ZM50 213V212H49ZM48 213V214H49ZM173 213V212H172ZM52 214V213H51ZM51 214H49V215H51ZM162 215V214H161ZM168 216V215H167ZM166 216V217H167ZM170 217V216H169ZM169 217L167 218V219H169ZM174 217V216H173ZM175 218V217H174ZM171 219V218H170ZM176 219V218H175ZM174 219V220H175ZM169 222H171V220L169 221ZM206 224V223H205ZM214 227V226H213ZM201 228V227H200ZM215 228V227H214ZM74 230V229H73ZM216 230V229H215ZM224 231V230H223ZM256 231V230H255ZM82 233V232H81ZM179 233H181V230L179 231ZM206 233H207V231H206ZM234 233H236L235 231H234ZM74 234H76V233H74ZM42 237V238H47V237H49L50 236V233L48 232V231H40V233L39 234H35V233H33V232H30V231H27V230H25V229H17V230H15V231H12L8 236H5V235H3V234H1L0 233V264H38L42 259H44L46 256H47V253H46V251H44V245H47V244H49L47 241H41L40 239H38L39 237ZM80 235V234H79ZM231 237V238H233L234 239V237H233V234L232 233H228V235H227V237ZM191 242V241H190ZM189 242V243H190ZM235 244H237L236 242H235ZM255 247H256V255H258V256H260L261 258L263 257L264 258V244H260V243H255ZM196 249H197V247H195ZM232 248H234V247H232ZM198 251H202L201 249H199L198 248ZM206 252H208V255L209 256H214V249L213 248H209V251H206ZM197 255V254H196ZM198 257V256H197ZM236 259H238V258H236ZM245 262V261H244ZM55 264L57 263V262H54Z\"/></svg>","mask_w":264,"mask_h":264}]
</instances>
